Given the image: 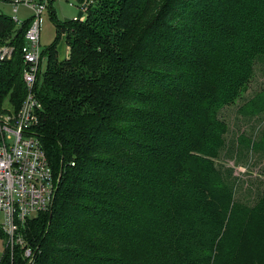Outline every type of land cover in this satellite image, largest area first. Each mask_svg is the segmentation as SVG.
Masks as SVG:
<instances>
[{
  "label": "trees",
  "instance_id": "obj_1",
  "mask_svg": "<svg viewBox=\"0 0 264 264\" xmlns=\"http://www.w3.org/2000/svg\"><path fill=\"white\" fill-rule=\"evenodd\" d=\"M75 1L86 13L52 14L33 88L31 128L58 177L52 205L20 224L23 247L0 228V264H264L246 257L262 254L248 220L264 214V191L241 203L217 163L234 145L240 158L264 154V129L231 140L220 116L264 62V0ZM31 18L0 11V45L13 49L0 60L3 112L26 94ZM238 113L262 118L264 90Z\"/></svg>",
  "mask_w": 264,
  "mask_h": 264
},
{
  "label": "built area",
  "instance_id": "obj_2",
  "mask_svg": "<svg viewBox=\"0 0 264 264\" xmlns=\"http://www.w3.org/2000/svg\"><path fill=\"white\" fill-rule=\"evenodd\" d=\"M11 2L15 20L19 21L15 13L19 3L31 9L32 18L25 30L26 41L21 47L25 97L16 111H0V228L10 248L15 243L23 247L24 241L18 235L20 224L38 212L49 210L58 182L32 129L41 107L33 88L45 57L41 53L39 37L46 3L44 0ZM12 51L11 45L1 44L0 60L11 55ZM24 254L30 256L31 248L26 247Z\"/></svg>",
  "mask_w": 264,
  "mask_h": 264
},
{
  "label": "rangeland",
  "instance_id": "obj_3",
  "mask_svg": "<svg viewBox=\"0 0 264 264\" xmlns=\"http://www.w3.org/2000/svg\"><path fill=\"white\" fill-rule=\"evenodd\" d=\"M46 7L42 13V20L40 25L39 42L41 48L48 46L55 37V25L53 23L52 14L63 21L71 17H83L85 9L75 0H44ZM72 4H71V3ZM13 4L11 0H0V11L12 15ZM19 21L26 19L31 15V9L24 4L17 5L15 12ZM64 31V30H63ZM65 32V31H64ZM57 56L61 58L68 53V47L65 41V36H61L57 43ZM45 66V58L43 60V67ZM264 90V62H256L254 74L249 83L248 89L242 96L236 100L233 105L224 107L220 116L228 123L229 132L228 138L233 140L236 133L245 130V134H257L259 130L264 129V115L254 116L249 118L238 113V107L245 99L252 97L256 92ZM254 130V132H252ZM244 150L239 152V155ZM221 160H217L221 171L222 178L230 187L235 185V198L241 203L251 206L255 203L258 197L264 191V154L261 152L248 153L247 156L239 157L236 153V146L233 147V152L223 153L220 156ZM226 167L231 168L228 172ZM223 188H219L217 192L223 193ZM2 223V216L0 215V224ZM234 236H232L233 240ZM258 241L260 245L258 248L262 252L261 255L254 248L246 252V257L249 262H254L264 257V214L254 212L250 214L248 220V242ZM4 242L0 239V257L3 252Z\"/></svg>",
  "mask_w": 264,
  "mask_h": 264
},
{
  "label": "water",
  "instance_id": "obj_4",
  "mask_svg": "<svg viewBox=\"0 0 264 264\" xmlns=\"http://www.w3.org/2000/svg\"><path fill=\"white\" fill-rule=\"evenodd\" d=\"M57 179H58V177H57Z\"/></svg>",
  "mask_w": 264,
  "mask_h": 264
},
{
  "label": "crops",
  "instance_id": "obj_5",
  "mask_svg": "<svg viewBox=\"0 0 264 264\" xmlns=\"http://www.w3.org/2000/svg\"><path fill=\"white\" fill-rule=\"evenodd\" d=\"M64 56V55H63Z\"/></svg>",
  "mask_w": 264,
  "mask_h": 264
}]
</instances>
